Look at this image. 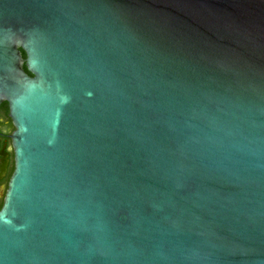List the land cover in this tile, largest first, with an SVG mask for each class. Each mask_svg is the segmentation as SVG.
<instances>
[{
  "label": "water",
  "instance_id": "water-1",
  "mask_svg": "<svg viewBox=\"0 0 264 264\" xmlns=\"http://www.w3.org/2000/svg\"><path fill=\"white\" fill-rule=\"evenodd\" d=\"M3 103L0 264H264V0H0Z\"/></svg>",
  "mask_w": 264,
  "mask_h": 264
},
{
  "label": "flooded vegetation",
  "instance_id": "flooded-vegetation-1",
  "mask_svg": "<svg viewBox=\"0 0 264 264\" xmlns=\"http://www.w3.org/2000/svg\"><path fill=\"white\" fill-rule=\"evenodd\" d=\"M2 105V104H1ZM0 105V168H5L4 175H0V200L3 201L7 190L8 181L13 172V151L10 136L14 128L7 112ZM7 105V104H6ZM2 205V203H1Z\"/></svg>",
  "mask_w": 264,
  "mask_h": 264
},
{
  "label": "trees",
  "instance_id": "trees-1",
  "mask_svg": "<svg viewBox=\"0 0 264 264\" xmlns=\"http://www.w3.org/2000/svg\"><path fill=\"white\" fill-rule=\"evenodd\" d=\"M22 57L24 58L25 56H24V54L22 53ZM24 70H25V68H24ZM25 72H26V70H25ZM27 73V72H26ZM28 74V73H27ZM1 108H3V110L5 111V112H7V105H6V103H3L2 105H1ZM1 200H0V207H1Z\"/></svg>",
  "mask_w": 264,
  "mask_h": 264
}]
</instances>
